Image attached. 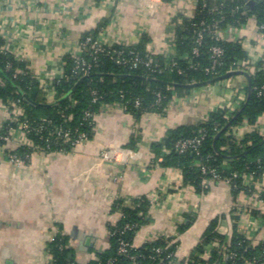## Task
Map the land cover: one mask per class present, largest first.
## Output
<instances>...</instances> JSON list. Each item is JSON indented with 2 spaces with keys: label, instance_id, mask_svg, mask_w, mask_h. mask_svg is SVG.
<instances>
[{
  "label": "crops",
  "instance_id": "1",
  "mask_svg": "<svg viewBox=\"0 0 264 264\" xmlns=\"http://www.w3.org/2000/svg\"><path fill=\"white\" fill-rule=\"evenodd\" d=\"M146 1L4 0L0 39L46 82L62 78L65 58L77 51L84 35L100 29L106 45L136 46L147 37L146 51L168 56L174 46L175 17L193 19L197 1L158 0L154 14L148 12ZM222 36L240 40L252 59L264 60V37L254 20ZM247 81L239 75L193 88L189 102H177L162 114H144L139 120L116 108L105 109L95 119L93 139L69 152L34 154L24 165L11 164L6 157L19 146L0 141V264H49L48 245L56 229L68 239L70 259L89 264L110 248V228L119 221L112 205L121 197L150 204L148 223L135 236V248L159 236L177 235V258L185 260L211 223L218 221L221 234L230 237L235 218L255 244L264 242V226L251 214L260 210L254 194L235 197L229 185L212 181L199 192L184 185L180 169L161 166L153 148L170 131L196 126L220 109L236 112L247 97ZM6 118L1 107L0 130ZM258 127L264 128V118ZM254 130L244 123L239 132L246 137ZM137 136L141 141L135 159L102 158L108 150L126 148ZM188 217L195 221L179 235L178 227Z\"/></svg>",
  "mask_w": 264,
  "mask_h": 264
},
{
  "label": "trees",
  "instance_id": "2",
  "mask_svg": "<svg viewBox=\"0 0 264 264\" xmlns=\"http://www.w3.org/2000/svg\"><path fill=\"white\" fill-rule=\"evenodd\" d=\"M196 1L197 7L193 19L179 16L182 24L176 26L175 48L172 55L167 57L152 55L153 60L161 65L162 72L153 66L148 68L140 65L137 69L120 66L115 62V55L102 53L92 57L86 52L83 58L92 63L86 73L75 75L76 62L72 56H67L64 76L61 79L50 80L46 86L30 71L25 62L12 53L0 52V81H3V84L0 83V102L5 104L18 102L25 111L20 122L12 123V127H17L25 121H28L31 127L44 126L45 130L41 134L29 132V139L41 149L47 150L48 154L69 152L72 151L70 145L56 142L54 139L56 129L73 131L77 128L81 133H85L89 140L93 139L96 124L92 115L100 112L102 103L123 104L127 107V111L124 112L139 120L144 114H162L172 105L175 97L185 98L190 95L193 88L189 86L225 76L231 69H238L239 65L244 67V64L250 60V55L245 51L241 41L227 40L222 35L230 29L241 30L250 20H254L264 37V0H252L254 5L250 10H244L246 6L244 0ZM214 26L218 27L216 35L208 31ZM203 29L205 30L203 41L198 45V32ZM100 30L84 35L81 42L86 41L88 37L96 40ZM147 42L148 38L143 37L136 46H113V49L124 51L126 55L134 51L144 59L148 56L145 48ZM2 46H5V42L0 39V47ZM213 46L221 47L223 50L221 66L207 73L206 69L212 65L210 49ZM194 49L199 50L198 56L193 54ZM185 55L188 59L183 58ZM253 60L254 63L250 61L253 73L249 76L242 73L248 79L247 97L236 112L220 109L211 113L205 120H201L196 126H183L170 131L162 142L153 145L159 157L158 163L163 167L180 169L183 173L184 185L192 186L199 192L203 191L206 187L204 184L211 181L210 176L202 173L203 166L216 169L226 178L233 173H247L258 181L264 175V134L254 130L241 142L234 136V128L241 127L244 123L259 126L264 118V60ZM173 62L177 63L176 67L171 66ZM192 65L194 68H191ZM179 71H182V74ZM48 87L55 93L54 103L48 102L46 98ZM95 92L102 98L97 103L93 102ZM137 101L140 103L139 106L136 105ZM88 114L90 116H87ZM42 120L46 122L43 123ZM201 136H204V140L199 155L191 151L180 153L176 149L179 141ZM47 139L50 140L48 143ZM140 141L138 136L134 137L126 149L137 151ZM47 144L50 147L46 149ZM32 151L21 147L15 153L24 158ZM163 151L167 153L163 154ZM230 187L235 197L241 193L256 192L252 187H242L239 181H236L235 186ZM262 194L264 199V191ZM130 200L132 207H125L123 198L113 203L112 212L114 214L122 212L123 217L110 228V233H114V236L110 237V248L105 252L97 253L96 259L89 264H107L111 260L114 264H131L128 258L119 253L121 240L127 241L132 246L129 254L138 256L137 264L264 263V242L255 244L253 239L247 238L239 227V218H235L236 222L230 237L221 234L218 221L211 223L191 255L185 260L177 258V240L162 238L147 243L141 248H135L133 245L135 236L148 223L150 204L145 199ZM251 214L264 226L263 209L260 208L259 211H253ZM194 221L193 217H188L187 222L178 227L177 233L180 235L186 232ZM127 225L133 226V230L121 234ZM59 230L61 233L48 245V253L53 258L51 264H75L70 259L68 239L62 230ZM157 249H161V252L157 253Z\"/></svg>",
  "mask_w": 264,
  "mask_h": 264
},
{
  "label": "built area",
  "instance_id": "3",
  "mask_svg": "<svg viewBox=\"0 0 264 264\" xmlns=\"http://www.w3.org/2000/svg\"><path fill=\"white\" fill-rule=\"evenodd\" d=\"M3 1L4 0L0 1V3ZM250 1H252V0H250ZM159 5H160V2L158 0H148V1H146L145 7L147 8V10L150 14H154L157 11ZM173 23H174L175 27L182 24V19L179 18V15H177L175 17V20ZM204 31L205 30L203 29L200 32H198V36H197V44L198 45H200L203 41V32ZM208 31L210 33L216 35V34H218L217 33L218 27H216V26L211 27L208 29ZM100 35L98 36V38L96 40H94L92 37H88L86 39V41H83V42L80 41L78 48H77V51L71 54L72 58L76 62V66H75V70H74L75 75L80 76L81 74L86 73L87 69L91 68V66H92V63L88 62L86 59L83 58V56L86 52H89L92 57L98 56L102 53L108 54V55H113V56L115 55V62H116V64H118L120 66H128V67L133 68V69H137L140 65H144L148 68L153 66L155 69H159L160 72H162L161 65L158 62H156L155 60H153V58H152L153 54H151L150 52H148V56H146V58H144V59L140 58L134 51H130L126 55L124 51L114 50L113 46L104 44L101 41ZM216 40L219 41V38L216 37ZM174 48H175V46H173V49ZM173 51L174 50H172V53H173ZM0 52L4 53V54H9V53L13 54V52L7 46L0 47ZM210 52H211L212 65H211V67L206 69L207 73H211L217 66H221L220 59L223 56V50L221 47H218V46H213L210 49ZM172 53L170 55H172ZM193 54L198 56L199 50L194 49ZM183 58L188 59V56L185 55ZM250 61L251 62L254 61L252 59V56H250V60L244 64V67H239V66H243V65H239L237 67L238 69H231L228 73L241 72V73L249 76L250 74L253 73V67H252V65L250 66ZM252 63H254V62H252ZM176 65H177L176 62H173L171 64L172 67H176ZM191 68H194V66L192 65ZM179 73L182 74V71H179ZM43 82H44V85L47 86V82L46 81H43ZM0 83L3 84V81L1 80ZM193 85H195V84H193ZM46 93H47L46 98H47L48 102L54 103L55 102V93L49 87L46 88ZM94 95H95V99L93 101L94 103H97L102 99L99 96H97L96 92L94 93ZM159 98H160V96H159ZM190 99L191 98L189 97V95L185 98L175 97L172 104H175L177 102L187 103L190 101ZM101 105L102 106L100 108V112L98 114L92 115L95 119L105 109L107 110L109 108L110 109L116 108V109H119L122 111H127V107L123 104L108 105V104L102 103ZM136 105L137 106L140 105L139 101L136 102ZM1 107L5 108V110L7 112V118H6L5 124L2 126V128L0 130V141L3 142L4 144L16 143L19 146V148L25 147V148H29V149L33 150L31 154H27L24 158L19 156L16 153H7L6 154L7 160L11 164H14V165H24L27 162H29V160L31 159V156L34 154H48L47 150L41 149L40 146L36 145L28 137L29 132L41 134L42 132H44L45 127L41 126V125L37 126V127H31V125L28 123V121H25L22 124H18L17 127H12V125H11L12 123H15V124L19 123L20 119L24 116V114H25L24 109L20 106V104L18 102H15V101L11 102L10 104H5L3 102H0V108ZM87 116H90V114H88ZM70 119H72V116L70 117ZM42 122L44 123V122H46V120H42ZM6 124H8V125H6ZM241 127L234 128V136L239 142L244 140V137L241 136L240 132H239ZM254 128H255V130H259V131H261V133L264 134V128H259L258 126H254ZM50 134L52 135V132H50ZM55 134H56V136L54 139L56 140V142L60 141L61 143L65 144V145H70L72 150H75L78 146L82 145L83 143H85L89 140L87 135L85 133H81L77 128L74 129L73 131L70 129L64 130L62 128H57ZM203 140H204V136H201L199 138L179 141L176 145V149L180 153H186V152L191 151V152H194L195 154L199 155L200 154V147L202 145ZM49 141H50L49 139L46 140L47 143ZM49 147H50V145L47 144L46 149ZM137 156H138V154L136 151L126 149V148H116V149L108 150L102 154V158L104 160L111 161V162L127 161V160H131V159H135ZM201 170H202V173L204 175L210 176V178H211L210 180L213 182L224 183V184H227L229 186H235L236 181H239L241 186L244 188L254 187V189H256V192L253 193L255 200L258 204V207L263 209V211H264V199L262 197V195H263L262 193L264 191V175L262 176V178L260 180L255 181L254 176L251 174H247V173H242V174L233 173L230 177L226 178V177H222L221 174H219L216 169L211 168L210 166L209 167L203 166ZM115 180H118V179H115ZM121 198H123V197H121ZM123 199L125 200V203H124L125 207H132V203H131V200L129 198H123ZM116 214H117L119 220L123 217L122 212H118ZM254 221H256V220L254 219ZM254 221H253V223H254ZM251 223H252V220H251ZM133 228H134L133 226L127 225L123 229L121 234H124L128 230H133ZM60 233H61V231L59 229H56L55 230V237L57 235H59ZM244 234L247 238H251V236L248 235V233L244 232ZM111 236H114V233L113 234L110 233L109 237H111ZM162 238L176 240L177 235L172 236V237L159 236V237L153 239L151 242H154V241L162 239ZM131 247L132 246L127 241L121 240L119 243V253L121 255H123L124 257L128 258L131 261V264H137L138 256H134V255L129 254ZM156 252L160 253L161 249H157ZM52 260H53V258L50 256V263L49 264H51ZM107 264H114V261L111 260Z\"/></svg>",
  "mask_w": 264,
  "mask_h": 264
},
{
  "label": "water",
  "instance_id": "4",
  "mask_svg": "<svg viewBox=\"0 0 264 264\" xmlns=\"http://www.w3.org/2000/svg\"><path fill=\"white\" fill-rule=\"evenodd\" d=\"M245 2H246V7L244 8V10H250V9H252V7L254 5V2L253 1H250V0H245ZM237 75H242V73L241 72L229 73V74H226L225 76H222L220 78H217V79H214V80L205 82L203 84L191 85V86H189V88H196V87H199V86H204V85H209V84L217 83V82H220V81L229 79V78L234 77V76H237Z\"/></svg>",
  "mask_w": 264,
  "mask_h": 264
}]
</instances>
